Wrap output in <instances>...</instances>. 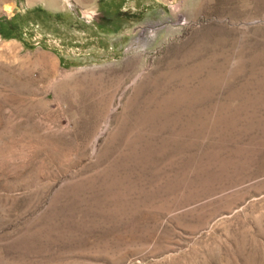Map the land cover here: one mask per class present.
<instances>
[{
	"label": "rangeland",
	"instance_id": "obj_1",
	"mask_svg": "<svg viewBox=\"0 0 264 264\" xmlns=\"http://www.w3.org/2000/svg\"><path fill=\"white\" fill-rule=\"evenodd\" d=\"M0 22V264H264V0Z\"/></svg>",
	"mask_w": 264,
	"mask_h": 264
},
{
	"label": "trees",
	"instance_id": "obj_2",
	"mask_svg": "<svg viewBox=\"0 0 264 264\" xmlns=\"http://www.w3.org/2000/svg\"><path fill=\"white\" fill-rule=\"evenodd\" d=\"M3 26H4V24L2 23V22H0V33L3 35V36H5L6 34H5V29L3 28Z\"/></svg>",
	"mask_w": 264,
	"mask_h": 264
},
{
	"label": "bare ground",
	"instance_id": "obj_3",
	"mask_svg": "<svg viewBox=\"0 0 264 264\" xmlns=\"http://www.w3.org/2000/svg\"><path fill=\"white\" fill-rule=\"evenodd\" d=\"M123 71H124V70H123ZM165 76H166V75H165ZM125 77H126V76H125ZM122 81H123V80H121V82H122ZM121 82H120V83H121ZM123 82H124V81H123ZM120 83H119V84H120ZM121 85H122V84H121ZM166 86H167V85H166ZM116 87H117V86H116ZM118 88H119V86H118ZM162 89H163V88H162ZM159 90H160V89H159ZM116 91H117V90H116ZM133 96H134V95H133ZM157 96H158V95H157ZM113 97H114V96H113ZM134 97H135V96H134ZM139 97H140V96H139ZM112 99H113V98H112ZM154 99H155V98H154ZM130 100H132V98H131ZM130 100H129L127 103L131 102ZM146 101H147V100H146ZM143 102H144V101H143ZM133 103H135V101H134ZM154 103H155V102H154ZM133 107H134V106H133ZM155 107H156V106H155ZM179 107H180V106H179ZM145 108H146V106H145ZM161 109H162V108H161ZM143 110H144V109H143ZM128 111H129V110H128ZM160 113H161V112H160ZM157 116H158V115H157Z\"/></svg>",
	"mask_w": 264,
	"mask_h": 264
}]
</instances>
